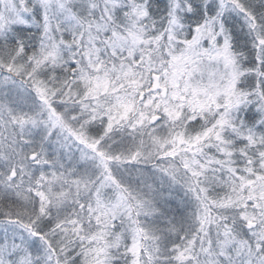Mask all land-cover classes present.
<instances>
[{
    "label": "snow or ice",
    "instance_id": "obj_1",
    "mask_svg": "<svg viewBox=\"0 0 264 264\" xmlns=\"http://www.w3.org/2000/svg\"><path fill=\"white\" fill-rule=\"evenodd\" d=\"M0 264H264V0H0Z\"/></svg>",
    "mask_w": 264,
    "mask_h": 264
}]
</instances>
